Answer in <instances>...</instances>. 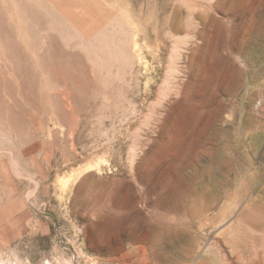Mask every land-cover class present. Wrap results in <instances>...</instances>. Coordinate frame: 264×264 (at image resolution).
<instances>
[{
    "label": "rangeland",
    "instance_id": "1",
    "mask_svg": "<svg viewBox=\"0 0 264 264\" xmlns=\"http://www.w3.org/2000/svg\"><path fill=\"white\" fill-rule=\"evenodd\" d=\"M263 104L264 0H0V264H264Z\"/></svg>",
    "mask_w": 264,
    "mask_h": 264
},
{
    "label": "bare ground",
    "instance_id": "2",
    "mask_svg": "<svg viewBox=\"0 0 264 264\" xmlns=\"http://www.w3.org/2000/svg\"><path fill=\"white\" fill-rule=\"evenodd\" d=\"M239 84V83H238ZM264 105V104H263ZM262 106V105H261ZM165 210V209H164ZM169 224V223H168ZM158 225V224H157ZM165 226V225H164ZM164 226H161V227H158V232H157V234H160V236H155V241H156V244L159 242V240L161 239V238H163V237H165V236H163L166 232H167V229H168V227L166 226V228L164 227ZM162 235V236H161ZM178 237V236H177ZM218 237V236H217ZM224 237V236H223ZM229 237V236H228ZM165 238H167V237H165ZM170 237H168V239H169ZM226 238V237H225ZM164 240V239H163ZM179 240H180V237H179ZM232 246V245H231ZM204 252V251H203ZM197 253V252H196ZM230 253V252H229ZM226 255V254H225ZM224 258V257H223ZM225 259V258H224ZM225 260H227V257H226V259ZM231 260V259H230ZM202 261V260H201ZM227 261H229V259L227 260ZM201 263V262H200ZM207 263V262H206ZM209 263V262H208ZM231 262H229V264H230Z\"/></svg>",
    "mask_w": 264,
    "mask_h": 264
}]
</instances>
